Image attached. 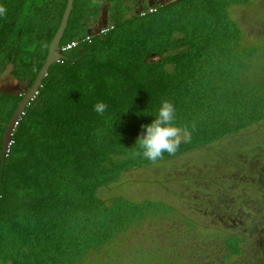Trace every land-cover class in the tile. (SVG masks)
I'll return each mask as SVG.
<instances>
[{
    "label": "trees",
    "instance_id": "trees-1",
    "mask_svg": "<svg viewBox=\"0 0 264 264\" xmlns=\"http://www.w3.org/2000/svg\"><path fill=\"white\" fill-rule=\"evenodd\" d=\"M141 1L74 0L60 49L79 42L50 66L4 161L0 155V264H234L244 253L240 235L200 223V208L191 218L163 201L99 195L127 171L251 131L218 153L220 167L208 178L217 202V187L229 183L227 164L264 150L263 44L248 42L231 11L255 0H171L135 12ZM67 2L0 0V77L10 67L32 86ZM104 6L112 28L99 33ZM26 89L0 93L1 150ZM164 99L175 104V123L189 138L150 161L135 143ZM97 101L108 104L103 116ZM187 181L202 192L198 203L206 189ZM162 221L174 224L166 244L145 230ZM130 240L138 244L131 261ZM105 252L107 261H98Z\"/></svg>",
    "mask_w": 264,
    "mask_h": 264
},
{
    "label": "rangeland",
    "instance_id": "rangeland-1",
    "mask_svg": "<svg viewBox=\"0 0 264 264\" xmlns=\"http://www.w3.org/2000/svg\"><path fill=\"white\" fill-rule=\"evenodd\" d=\"M152 1L153 0L141 1L134 5L133 10L138 12L139 9L146 6L144 4H149ZM162 1V3H165L171 0ZM231 11L233 16L240 22L245 30L248 42L262 43L264 49V0H255L251 5L234 6L231 8ZM107 18V6H104L102 15L99 21L96 22L97 25H95L94 28L100 24L106 23ZM10 69L9 67L2 73L0 82L3 81L9 85L14 84L21 89L28 88L27 83L21 84L10 75ZM249 135H251V131H244L240 133L236 139L233 137L218 142L217 144L180 155L168 161L152 164L149 167L132 169L124 173L118 181L102 187L99 191V195L107 200L113 196H123L131 201L137 202L148 199L163 201L181 209L186 216L195 218L198 215V209H195L196 205H194L196 203L195 197L200 196L202 192L200 193L199 190L191 188L187 180H191L195 184V187L202 185L208 190L216 191L215 185L208 181V178L212 175L213 169L220 167V160L217 157L218 153L223 154L228 152L229 146L232 147L234 143L245 141ZM198 176L204 178H196ZM195 181L201 184H197ZM199 217L201 218V224L212 223L210 216L199 215ZM173 225L172 222L162 221L155 225L149 224L146 226L145 230L149 234L155 235L159 241L163 240L162 242L166 244L168 243L166 239H169V237L166 236L165 233H167L169 228ZM179 231H181V227ZM135 240L138 241L139 239ZM136 241L130 240L124 247V250H127L129 261L138 255V244H136ZM143 243L151 244L152 242L146 239ZM99 257L98 261L106 262L109 256L108 253L105 252ZM97 264L100 263L97 262ZM234 264H254L251 249L247 250L243 258L238 259ZM256 264H264V259L260 258L259 262Z\"/></svg>",
    "mask_w": 264,
    "mask_h": 264
},
{
    "label": "flooded vegetation",
    "instance_id": "flooded-vegetation-1",
    "mask_svg": "<svg viewBox=\"0 0 264 264\" xmlns=\"http://www.w3.org/2000/svg\"><path fill=\"white\" fill-rule=\"evenodd\" d=\"M156 2L163 1L153 0L144 5ZM13 85L1 81L0 93L14 91L18 86ZM259 149L249 150L244 155L240 154L237 161L228 162L226 171L229 183L222 191L221 187H217V202L214 201L213 193L205 187L203 198L194 204L196 208L200 206L206 216H210L213 225L240 235L244 240V253L238 259L251 249L254 264L260 258L264 259V150Z\"/></svg>",
    "mask_w": 264,
    "mask_h": 264
},
{
    "label": "clouds",
    "instance_id": "clouds-1",
    "mask_svg": "<svg viewBox=\"0 0 264 264\" xmlns=\"http://www.w3.org/2000/svg\"><path fill=\"white\" fill-rule=\"evenodd\" d=\"M5 11L0 7V15ZM93 108L98 115L103 116L108 110V104L97 101ZM176 112V106L171 100L161 101L157 112L153 114L155 118L150 123L142 125L143 131L135 143L139 149L138 154L150 161H156L165 153L174 154L182 141L189 138L187 132L175 123Z\"/></svg>",
    "mask_w": 264,
    "mask_h": 264
},
{
    "label": "water",
    "instance_id": "water-1",
    "mask_svg": "<svg viewBox=\"0 0 264 264\" xmlns=\"http://www.w3.org/2000/svg\"><path fill=\"white\" fill-rule=\"evenodd\" d=\"M74 0H68L66 9L64 11L61 24L55 33L54 38L52 39L50 46H49V52L46 59V62L42 69L40 70L37 78L35 79L32 86L28 89H26L25 96L23 100L21 101L20 105L18 106L17 110L15 111L11 121L9 122L7 129L5 131L4 137H3V161L5 160V157L7 155V152L10 148V145L13 140V131L15 129V125L19 122L20 117L22 116L23 112L25 111L26 107L31 103V101L36 97L40 86L42 85L44 77L47 75L50 66L60 61L61 59L65 58V55L60 51V44L62 41V38L65 34L66 28L68 26L69 18L73 9ZM25 90L17 87L14 88V91L12 90H5V93H14V92H23Z\"/></svg>",
    "mask_w": 264,
    "mask_h": 264
},
{
    "label": "built area",
    "instance_id": "built-area-1",
    "mask_svg": "<svg viewBox=\"0 0 264 264\" xmlns=\"http://www.w3.org/2000/svg\"><path fill=\"white\" fill-rule=\"evenodd\" d=\"M151 10H153V8H151ZM110 28H112V27H110L109 24L106 23V24H102V25H100V26L97 28V31H98L99 33H106ZM84 39L90 41V40H91V37H90V35H88V36H86ZM78 42H79L78 40H75V41H73V42H70V43L64 45V46L60 49V51L62 52V51H65V50L71 49V48L77 46Z\"/></svg>",
    "mask_w": 264,
    "mask_h": 264
},
{
    "label": "crops",
    "instance_id": "crops-1",
    "mask_svg": "<svg viewBox=\"0 0 264 264\" xmlns=\"http://www.w3.org/2000/svg\"><path fill=\"white\" fill-rule=\"evenodd\" d=\"M1 153H2V150H1V145H0V155H1Z\"/></svg>",
    "mask_w": 264,
    "mask_h": 264
}]
</instances>
